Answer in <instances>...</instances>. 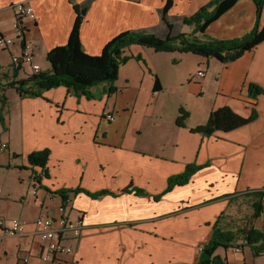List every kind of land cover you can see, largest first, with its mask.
Segmentation results:
<instances>
[{"label":"crops","instance_id":"crops-1","mask_svg":"<svg viewBox=\"0 0 264 264\" xmlns=\"http://www.w3.org/2000/svg\"><path fill=\"white\" fill-rule=\"evenodd\" d=\"M172 1L171 18L190 17L212 2ZM23 2L36 13L35 21H25L26 38L41 66L49 51L67 44L76 9L84 17L83 48L95 56L120 33L161 32L167 0H0V35L14 37L13 5ZM257 20L256 1L239 0L208 26L204 37L245 38ZM260 25L264 27V6ZM181 30L192 34L194 27ZM20 49V43L0 49V86L8 99L0 116V146L7 145L0 150V221L20 219L26 233L5 236L0 264H196L215 225L237 234L236 247L216 252L227 264H264V255L255 258L249 246L240 247L243 231L264 228V210L254 218L255 204L264 209V41L229 64L132 45L118 80L93 87L90 99L65 87L43 97H21L15 84L31 71L14 66L12 54ZM190 54L193 63L183 67ZM49 65L41 72H49ZM199 71L205 73L203 79L196 77ZM251 84L263 90L258 99L248 95ZM10 96L18 99L16 114ZM224 106L244 118L255 110L258 118L211 137L193 132ZM181 110L187 115L183 127L177 123ZM110 114L112 122L106 119ZM46 149L51 152L49 174L38 181L35 176L42 171L30 166L28 158ZM189 166L197 168L189 181L169 189V180ZM78 188L94 196L74 194ZM62 189L71 190L66 204L55 194ZM103 191L107 194L95 196ZM62 205L72 221L83 217L85 228L77 240L70 234L65 242L74 246L73 256L44 261L45 243L36 234L35 221L61 216ZM246 207L251 209L243 216ZM244 219L248 222L242 225Z\"/></svg>","mask_w":264,"mask_h":264},{"label":"trees","instance_id":"trees-1","mask_svg":"<svg viewBox=\"0 0 264 264\" xmlns=\"http://www.w3.org/2000/svg\"><path fill=\"white\" fill-rule=\"evenodd\" d=\"M239 0H212L210 4L197 11L190 17L169 16V11L173 7V1L167 0L164 8L161 9L163 30H132L120 33L114 37L99 55L91 56L83 48L81 42V28L84 17L76 9L77 19L65 46L56 47L49 51L47 60L50 63V71L47 73L33 74L28 79L17 82L16 89L21 97L38 98L43 97L44 93L54 89L65 87L74 94H84L89 99L94 98L90 90L102 83L113 84L119 78V69L126 64L130 56H126V50L132 45L149 47L157 52L181 54L192 53L197 57L212 58L222 63H232L252 51L264 41V27L260 28V15L263 10L264 0H255L258 6V20L254 29L245 38L238 40H217L206 36L208 26L216 22L227 10H231ZM181 26L194 27L192 34L182 33ZM201 36H197V35ZM204 37V38H203ZM14 85V86H15ZM159 90V81L156 84ZM115 88L110 92L114 93ZM263 94L262 88L257 84L248 87V95L252 99H258ZM0 101L2 112L8 105L5 89L0 86ZM186 113L181 110V116L177 123L180 127L185 126ZM258 118L256 111L250 117L244 118L234 112L230 107H221L214 110L208 117L205 125L194 128L193 132L205 136H212L216 132H232L242 128ZM51 152L49 149L35 151L29 155L28 163L33 168L43 170L41 175L35 178L39 181L43 177L47 178L49 169L47 167ZM197 168L189 166L186 173L181 176L173 177L169 180V189L174 185H184L195 173ZM140 192V191H139ZM71 190H59L55 194L60 195L66 204ZM74 194L86 193L92 197L93 194L87 193L84 189L73 190ZM107 194L106 191L99 192L95 196ZM257 198L262 193L255 194ZM65 206V205H63ZM254 218L260 217L263 209L261 203L254 206ZM244 243L241 248L249 246L255 258L264 255V228L255 230L250 228L241 233ZM238 240L237 234L233 232H223L222 229L214 227V235L210 242L203 246L199 260L196 264H227V260L216 254L219 248L228 250L236 247Z\"/></svg>","mask_w":264,"mask_h":264},{"label":"built area","instance_id":"built-area-1","mask_svg":"<svg viewBox=\"0 0 264 264\" xmlns=\"http://www.w3.org/2000/svg\"><path fill=\"white\" fill-rule=\"evenodd\" d=\"M13 9L17 14V19L13 22L14 37L0 35V49H9L14 47L16 43H20V51L12 54V62L16 68L30 69L32 74H39L41 67L36 61L35 47L30 43L26 35H28V26L25 21H35L36 13L32 7L26 3H18L13 5ZM198 79H203L205 73L202 71L197 72ZM108 121H114V115L106 116ZM5 146V145H4ZM35 193L36 190L33 189ZM1 196V190H0ZM264 200V198H263ZM61 216L55 217L53 215H45L38 218L35 222L36 234L42 242L45 243V248L41 254V259L44 261H51L57 255L69 254L74 251L72 246L66 244L69 235L71 238L77 240L82 236L83 229L85 228L84 218L80 217L78 220L72 221L66 216L65 209H60ZM26 233V224L18 219L11 221L1 220L0 222V249L2 248L5 236L15 237ZM238 253V248L235 249ZM28 262L25 261V263Z\"/></svg>","mask_w":264,"mask_h":264},{"label":"rangeland","instance_id":"rangeland-1","mask_svg":"<svg viewBox=\"0 0 264 264\" xmlns=\"http://www.w3.org/2000/svg\"><path fill=\"white\" fill-rule=\"evenodd\" d=\"M186 57H189L188 59L189 60H184L183 61V67H188L189 65H191L192 63H193V60L192 59H195V58H193V55L192 54H190V55H188V56H186ZM46 67L49 65V62H47L46 64ZM45 65H41L40 67H42V69H43V67L45 66ZM50 66V65H49ZM41 73V72H40ZM39 73V74H40ZM31 75H33L32 73H30ZM37 75V74H36ZM13 94V93H12ZM10 98V101H9V107L11 108V112L13 113V114H16V111H17V109L19 110V103H18V99H17V97H14L13 98V96H10L9 97ZM107 119V118H106ZM5 145V146H4ZM6 147H7V145L6 144H2L1 146H0V150H5L6 149ZM41 171H43V170H41ZM43 173V172H42ZM42 173H40V175H41V177H42ZM37 180V179H36ZM33 189H35L36 190V192H35V194L34 195H36L37 194V189H38V187H37V184H36V186L34 185V187L32 188V193H34L33 192ZM0 190H1V196H2V194H3V190H2V188L0 187ZM1 196H0V198H1ZM61 208H64L65 209V206H63L62 205V207ZM250 209H251V207H246L245 209H243V216H245V215H247L249 212H250ZM61 213V212H60ZM66 213V212H65ZM66 216L67 217H69L67 214H66ZM249 217V216H248ZM70 218V217H69ZM18 220H20V219H18ZM37 220V219H36ZM245 221V223H243L242 225H245L247 222H248V219H244ZM22 221V220H21ZM36 222V221H35ZM232 228H233V226H232ZM231 227H230V229H232ZM81 237V236H80ZM5 239V238H4ZM4 242V241H3ZM73 248H74V246H72ZM75 248H74V251H73V253L71 254V255H69V254H64V255H69V256H73L74 254H75Z\"/></svg>","mask_w":264,"mask_h":264},{"label":"bare ground","instance_id":"bare-ground-1","mask_svg":"<svg viewBox=\"0 0 264 264\" xmlns=\"http://www.w3.org/2000/svg\"><path fill=\"white\" fill-rule=\"evenodd\" d=\"M112 122V121H111ZM1 222V221H0ZM240 252H241V250L240 249H238ZM239 253V252H238Z\"/></svg>","mask_w":264,"mask_h":264},{"label":"water","instance_id":"water-1","mask_svg":"<svg viewBox=\"0 0 264 264\" xmlns=\"http://www.w3.org/2000/svg\"><path fill=\"white\" fill-rule=\"evenodd\" d=\"M85 13V11H83V14Z\"/></svg>","mask_w":264,"mask_h":264}]
</instances>
